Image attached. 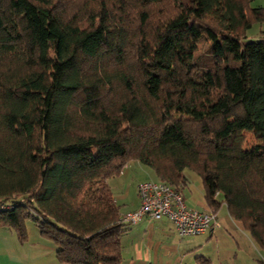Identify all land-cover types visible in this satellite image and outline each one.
<instances>
[{"label": "trees", "instance_id": "trees-1", "mask_svg": "<svg viewBox=\"0 0 264 264\" xmlns=\"http://www.w3.org/2000/svg\"><path fill=\"white\" fill-rule=\"evenodd\" d=\"M262 18L249 0H0V225L121 264L107 180L138 161L178 193L196 172L264 250V32L245 39Z\"/></svg>", "mask_w": 264, "mask_h": 264}, {"label": "crops", "instance_id": "crops-1", "mask_svg": "<svg viewBox=\"0 0 264 264\" xmlns=\"http://www.w3.org/2000/svg\"><path fill=\"white\" fill-rule=\"evenodd\" d=\"M137 172L148 177L138 182L151 179L138 161L128 162L117 177L126 180ZM183 172L187 184L180 194L186 205L212 209L205 200L201 177L189 169ZM113 178L107 180L109 184L112 179L111 186ZM124 185L123 189L109 186L120 216L139 204L137 185L136 189ZM214 210L220 226L195 235H179L166 217L143 216L127 223L120 234L121 264H199V257L207 258L210 264H264V250L241 222L230 216L226 205L222 202ZM25 230V237L20 238L13 228L0 225V264H69L57 258L54 243L41 235L31 220L25 221Z\"/></svg>", "mask_w": 264, "mask_h": 264}, {"label": "built area", "instance_id": "built-area-1", "mask_svg": "<svg viewBox=\"0 0 264 264\" xmlns=\"http://www.w3.org/2000/svg\"><path fill=\"white\" fill-rule=\"evenodd\" d=\"M138 207L121 215V220L134 223L146 216L168 218L179 235H195L220 226L214 209L188 207L180 193L162 181L145 180L137 185ZM6 208L0 204V209Z\"/></svg>", "mask_w": 264, "mask_h": 264}, {"label": "rangeland", "instance_id": "rangeland-1", "mask_svg": "<svg viewBox=\"0 0 264 264\" xmlns=\"http://www.w3.org/2000/svg\"><path fill=\"white\" fill-rule=\"evenodd\" d=\"M249 5L251 7H258V6L263 7V13H264V0H249ZM262 31L264 32V18H262L260 20H255L252 23L251 27L248 29V32L246 34L245 39L255 38L258 36L259 32H262ZM244 134H245L244 145L246 148H249L254 144V135L252 132H245ZM141 165L144 166L146 173L150 174L149 178H151V179H149V180H154L155 176H154L153 171L149 167H147L143 164H141ZM118 177L114 176L112 186H111L112 179H110L109 186H111V189H120L121 187L123 189L125 187L124 184L128 185L130 189H136V185H138V183H139L138 180L148 178L146 176L145 177L142 176V174L139 172L135 173V176L131 175V177L126 179V180L120 179L121 177H119V178Z\"/></svg>", "mask_w": 264, "mask_h": 264}]
</instances>
